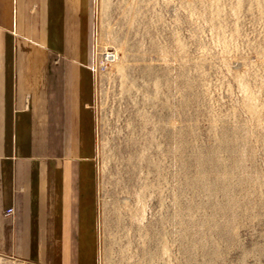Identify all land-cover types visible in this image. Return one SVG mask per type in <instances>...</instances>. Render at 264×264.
Wrapping results in <instances>:
<instances>
[{
    "label": "rangeland",
    "instance_id": "rangeland-1",
    "mask_svg": "<svg viewBox=\"0 0 264 264\" xmlns=\"http://www.w3.org/2000/svg\"><path fill=\"white\" fill-rule=\"evenodd\" d=\"M92 26L95 263L264 264V0H93Z\"/></svg>",
    "mask_w": 264,
    "mask_h": 264
},
{
    "label": "crops",
    "instance_id": "crops-1",
    "mask_svg": "<svg viewBox=\"0 0 264 264\" xmlns=\"http://www.w3.org/2000/svg\"><path fill=\"white\" fill-rule=\"evenodd\" d=\"M92 21L93 0H0V256L96 264Z\"/></svg>",
    "mask_w": 264,
    "mask_h": 264
},
{
    "label": "built area",
    "instance_id": "built-area-1",
    "mask_svg": "<svg viewBox=\"0 0 264 264\" xmlns=\"http://www.w3.org/2000/svg\"><path fill=\"white\" fill-rule=\"evenodd\" d=\"M106 57H109V55H106ZM13 212H14V210L11 208V209H7L5 214L6 215H11V214H13Z\"/></svg>",
    "mask_w": 264,
    "mask_h": 264
}]
</instances>
